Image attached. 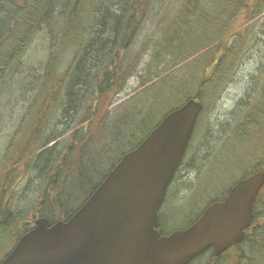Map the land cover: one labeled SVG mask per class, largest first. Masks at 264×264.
Masks as SVG:
<instances>
[{"label": "trees", "instance_id": "1", "mask_svg": "<svg viewBox=\"0 0 264 264\" xmlns=\"http://www.w3.org/2000/svg\"><path fill=\"white\" fill-rule=\"evenodd\" d=\"M263 14L264 0H0V261L37 218L68 219L167 112L196 99L201 123L247 56L252 20ZM151 17L156 29L141 35ZM36 39L47 55L35 66ZM135 45L140 54L132 57ZM145 51L144 88L113 114L109 106ZM255 85L214 153L226 166L218 150L230 149L246 167L239 178L264 166V70ZM17 97L21 113L3 140L4 110ZM236 180L222 191L211 180L197 187L210 197L189 224ZM159 210L162 227L167 215ZM188 264H264V187L244 238Z\"/></svg>", "mask_w": 264, "mask_h": 264}, {"label": "water", "instance_id": "2", "mask_svg": "<svg viewBox=\"0 0 264 264\" xmlns=\"http://www.w3.org/2000/svg\"><path fill=\"white\" fill-rule=\"evenodd\" d=\"M202 103L167 112L125 152L66 220L37 218L0 264H188L244 238L264 187V167L236 181L187 227L162 234L159 208L192 136Z\"/></svg>", "mask_w": 264, "mask_h": 264}, {"label": "rangeland", "instance_id": "3", "mask_svg": "<svg viewBox=\"0 0 264 264\" xmlns=\"http://www.w3.org/2000/svg\"><path fill=\"white\" fill-rule=\"evenodd\" d=\"M152 20L153 17L146 24L145 31L141 35L146 36L152 29H156ZM252 23L254 24L253 37L251 45L245 53L247 56H244L234 71V75L226 82L219 98L212 107L203 113L201 117L203 121L196 124V135L191 138L177 174L167 189L165 203L160 207L161 212L167 215L161 227L163 232L170 233L175 229L186 227L208 201L209 189L197 191V187L199 188L205 185L206 181L211 180L216 189L222 191L245 173L246 167L237 164V157L231 156L230 149L219 148L218 150L220 159H228L226 166L221 161H217L214 153L216 148L221 146L223 136L226 135L222 130L223 125L230 123L232 111L238 102L245 97L247 91L255 90L257 86L255 84L258 83L264 70V14L253 19ZM134 47L130 52L132 57L140 54V46L135 45ZM148 53L145 51L139 58L135 70L133 69L123 88L109 106L108 110L113 114L119 113L123 106L144 88L140 85L138 77L143 73ZM46 55V42L36 39L32 45L31 57L28 59L36 66L37 62L46 59ZM256 77L257 80H255ZM22 104L21 97H17V100H14L4 110L3 140L8 137L17 123ZM207 153H209V157L205 158ZM26 199L29 200L30 197ZM189 199L190 201H188Z\"/></svg>", "mask_w": 264, "mask_h": 264}]
</instances>
